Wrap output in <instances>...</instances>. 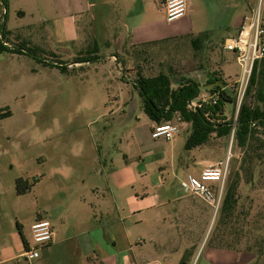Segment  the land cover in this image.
<instances>
[{"label":"rangeland","instance_id":"rangeland-1","mask_svg":"<svg viewBox=\"0 0 264 264\" xmlns=\"http://www.w3.org/2000/svg\"><path fill=\"white\" fill-rule=\"evenodd\" d=\"M4 1L0 36L7 46L2 48L0 41V110L10 115L0 118V179H41L36 193L56 188L52 204L58 218L67 211L82 216L81 200L95 206L103 201L111 208L107 179H142L133 177L141 158H154V163L146 166L147 176L158 174L165 180L163 188L155 192L162 201L165 191L171 199L184 195L175 191V185L183 174L199 175L198 160H203V169L229 155V174L238 171L240 179H246L249 168L252 179H264V157L257 158L253 151L258 142L253 141L246 150L237 147L232 138L228 151L230 136L212 134L205 145L186 150V125L177 118L172 121L182 130L175 138L153 140L152 122L142 110L135 85L137 71L145 77L162 73L170 77L173 87L191 80L200 86V92L210 94L213 89L206 81L215 77L219 79L215 84H223L233 96L240 67L234 55L223 49L225 40L236 35L231 26L232 9L212 15L211 29L204 34L124 51L123 64L117 60L124 41L119 38L126 36L130 20L119 18L114 25L116 32L106 21L107 31H103L97 5L80 12L76 0ZM86 2L82 0V5H89ZM258 7L264 15V0H255L254 9ZM185 14L193 17L187 9ZM198 37L200 45H194ZM257 89L243 103L258 104ZM223 115L234 126V103L224 104ZM96 184L105 201L102 195L90 197L89 188ZM253 192L240 198L243 207L263 211V194ZM186 200L191 211L179 205L166 212L165 203L141 224L133 223L129 216L126 224L133 240L145 241L136 249L139 259L158 264H217L215 259L220 256L243 257L249 253L248 257L255 258L254 264L258 258V264H264V245L260 242L249 251L245 242L231 243L240 245L235 247L239 251L216 250L219 212L213 217V208L196 196ZM27 219L17 223L31 244ZM233 223L237 226L239 219ZM260 235L264 231L256 238Z\"/></svg>","mask_w":264,"mask_h":264},{"label":"crops","instance_id":"crops-1","mask_svg":"<svg viewBox=\"0 0 264 264\" xmlns=\"http://www.w3.org/2000/svg\"><path fill=\"white\" fill-rule=\"evenodd\" d=\"M96 2V4L86 2L89 5L83 6L82 0L75 1L80 12L97 5L99 8L97 15L101 19L103 31H107L106 21L113 27L120 19L132 22L126 27V36L119 38L124 41L123 48L118 51L121 55L117 60H122L123 64L125 59L121 57L125 56L123 53L128 49L144 48L173 38L209 32L213 22L210 17L223 10L232 9L231 26L237 33L242 18L249 15L255 7V0H187V11L193 17L185 14L168 23L165 20L162 0H96ZM261 16L264 19L263 12ZM112 31L116 32V28L114 27ZM185 125L187 134L188 125ZM152 126L153 123L151 128ZM145 159L141 158L134 166L133 177L140 176L142 179L119 181L107 179L111 208L103 201L95 206L81 200L82 216L67 211L64 217L58 218L52 204L58 191L56 188H43L36 193V188L43 181L41 179H23L31 185L30 190L24 195L15 193L16 179H0V264H26L21 255L29 244L25 230H21L17 223L24 217H28L26 231L30 230L29 227L37 219L43 218L51 223L54 232L52 243L40 249L39 258L34 260V264H158L147 258L141 260L137 257L136 249L141 248L145 241L140 238L133 240L134 234L126 224L127 219L131 216L133 223L141 224L147 221L146 216L154 215L158 207L165 203L166 212L179 205H182V209L187 208V211H191V205L186 198L194 195H177L171 199L169 192L165 191L163 192L165 200L162 201L163 198L160 199L155 192L163 188L165 180L158 174L146 175V166L153 164L154 158ZM202 161L196 162L200 168L199 174L202 170ZM188 174L190 173L183 174L178 181ZM99 187L97 184L91 186L89 195L92 199L102 195V200L105 201ZM174 189L178 191V184ZM27 206L28 213H25ZM36 208L39 210L37 214ZM125 211L128 214H123ZM155 218L156 221L160 220L157 216ZM248 254L243 257L220 256L215 261L217 264H254L255 258L248 257ZM258 260L257 264L260 262L259 258Z\"/></svg>","mask_w":264,"mask_h":264},{"label":"trees","instance_id":"trees-1","mask_svg":"<svg viewBox=\"0 0 264 264\" xmlns=\"http://www.w3.org/2000/svg\"><path fill=\"white\" fill-rule=\"evenodd\" d=\"M1 7H5L4 0H0ZM199 41L200 38L198 37L193 40V44L198 45ZM136 74L135 85L142 99V110L153 124H160L177 118L178 121L188 125L185 141L186 150L205 145L212 134L217 137H224L230 136L232 133L237 147L249 150L253 141L258 142L253 151L256 152L257 158L263 159L264 150L261 153L257 151L264 149V59L254 66L246 91V96H248L254 88H258L256 99L258 104L250 106L242 103L234 126H232V120L223 115V108L225 103H234L235 91L232 93L233 96H230L224 90L220 93V99L215 105H206L192 111L187 108V102L194 99L200 92V86L196 82L184 80L173 87L168 75L159 73L153 77H145L140 71H137ZM218 81L219 79L215 77L207 79L206 85L214 86L211 92L225 87L223 84H215ZM233 86L235 88L234 84ZM9 115V111L0 110V118ZM246 174L248 178L240 179L238 171L232 172L224 185V194L218 211L220 214L219 228L217 227L216 231L219 240L216 246L218 249L239 251L235 247L240 245L234 246L235 244H231L233 242H245L247 251L251 247H256L258 242H260L259 245H264V235L256 238L258 232L264 231V210L254 211L249 206L244 208L240 201L243 195L247 197L253 190H256L254 191L255 195L261 196L263 194L262 196H264V186H261L264 179H252L249 168L246 170ZM14 187L17 195H24L30 190L31 185L19 178L15 180ZM234 221L238 223L237 226L234 225ZM253 232L256 236H253Z\"/></svg>","mask_w":264,"mask_h":264},{"label":"built area","instance_id":"built-area-1","mask_svg":"<svg viewBox=\"0 0 264 264\" xmlns=\"http://www.w3.org/2000/svg\"><path fill=\"white\" fill-rule=\"evenodd\" d=\"M162 7L166 22H172L183 17L187 9V0H162ZM6 47L7 45L2 42ZM223 49L231 52L240 67L239 77L234 81L235 116L246 97L254 66L264 59V19L260 7L254 9L248 16L242 18L235 36L225 40ZM225 87L214 90L210 94L199 92L197 96L187 102V108L195 111L206 105H215L220 99V93ZM182 128L179 123L168 121L153 124L150 136L153 140L163 139L171 141ZM233 130V129H232ZM229 174V155L221 161L205 166L198 176L186 175L178 183V191L184 195H194L213 208V217L218 213L222 202V192ZM31 244L21 257L26 264L39 258L40 249L53 241L51 223L43 218L37 219L30 227Z\"/></svg>","mask_w":264,"mask_h":264},{"label":"water","instance_id":"water-1","mask_svg":"<svg viewBox=\"0 0 264 264\" xmlns=\"http://www.w3.org/2000/svg\"><path fill=\"white\" fill-rule=\"evenodd\" d=\"M232 133H231V135H230V139H229V147H228V151L230 150V146H231V142H232Z\"/></svg>","mask_w":264,"mask_h":264}]
</instances>
